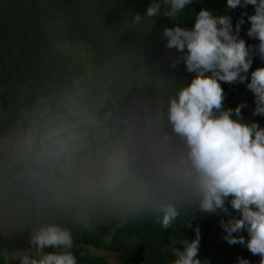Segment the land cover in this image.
I'll list each match as a JSON object with an SVG mask.
<instances>
[{"label": "clouds", "instance_id": "obj_1", "mask_svg": "<svg viewBox=\"0 0 264 264\" xmlns=\"http://www.w3.org/2000/svg\"><path fill=\"white\" fill-rule=\"evenodd\" d=\"M193 3L151 0L130 22L151 27L161 15L174 22L162 33L179 53L170 66L183 63L193 75L166 81L163 110L129 100V90L94 96L76 85L0 120V222L22 224L31 235L20 264H80L66 223L78 217L153 220L178 231L193 227L198 214L221 213L230 216L220 220L224 240L264 264V126L244 116L246 101L225 106L223 88L245 84L252 116L264 117V66L251 70L257 56L264 61V0H227L228 10L245 9L235 25L227 12L205 7L191 27L181 26ZM249 22L247 37L258 44L241 36ZM193 231V239L171 238L170 264H202L200 226Z\"/></svg>", "mask_w": 264, "mask_h": 264}, {"label": "trees", "instance_id": "obj_2", "mask_svg": "<svg viewBox=\"0 0 264 264\" xmlns=\"http://www.w3.org/2000/svg\"><path fill=\"white\" fill-rule=\"evenodd\" d=\"M150 3L151 0H0V120L11 118L37 97L59 94L75 86L85 65L59 47L63 42L87 43L94 73L81 87L94 96L129 90V100L146 101L163 110L167 104L163 91L166 81L174 77L187 83L193 74L186 71L183 63L176 68L170 66L171 60L179 55L175 49L166 47L162 35L166 26L174 24L170 18L161 15L151 27V22L130 23ZM226 5L227 0H194L179 23L191 27L195 13L207 7L218 14L227 12L235 25L245 9L228 10ZM246 11L251 15L254 7L249 5ZM249 26L250 22L242 25L241 36L249 44H258L247 37ZM259 66H264V61L257 56L251 70ZM223 88L225 106L235 108L246 101L244 116L264 126V117L252 116L254 95L245 84L225 83ZM222 217L230 218L223 213L198 214L193 227L177 224L174 228L180 227L178 231H163L153 220H125L115 229L111 241L106 240L107 220L89 221L90 228L77 219L66 223L74 233L73 250L80 257V264H113L106 257L92 253L91 247L117 253L126 264H170L171 255L165 251L169 241L181 234L193 239L196 225L202 234L198 253L202 264H236L239 257L258 264L259 256H253L242 245H230L224 240ZM25 233L30 235L28 227ZM240 234L247 236L246 232L237 235ZM4 244L5 238L0 234V264H6L2 254Z\"/></svg>", "mask_w": 264, "mask_h": 264}, {"label": "rangeland", "instance_id": "obj_3", "mask_svg": "<svg viewBox=\"0 0 264 264\" xmlns=\"http://www.w3.org/2000/svg\"><path fill=\"white\" fill-rule=\"evenodd\" d=\"M86 44V42H82L78 45H72L67 42L59 44V47L67 54H70L77 60L84 62L85 71L83 75L76 80L75 86H81V83L84 80L90 79L94 73V64L90 62L91 51ZM106 220L109 226L106 234V240L111 241L115 229L125 220L119 222L113 218H108ZM77 221L79 223L85 224L88 228H90L89 221H87L83 216L78 217ZM26 228L27 227L22 224L10 223L7 221L0 222V234L5 238V244L2 248V254L4 256V261L6 262V264H20V258L18 256L24 251L31 248V245L29 243L31 235H26ZM90 249L92 253L106 257L113 264H126L123 263L117 253L108 252L94 247H91Z\"/></svg>", "mask_w": 264, "mask_h": 264}]
</instances>
